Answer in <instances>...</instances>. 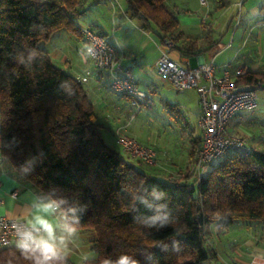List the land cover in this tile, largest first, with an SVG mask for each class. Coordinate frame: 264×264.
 Wrapping results in <instances>:
<instances>
[{"label": "trees", "instance_id": "16d2710c", "mask_svg": "<svg viewBox=\"0 0 264 264\" xmlns=\"http://www.w3.org/2000/svg\"><path fill=\"white\" fill-rule=\"evenodd\" d=\"M81 4L0 0V158L47 202L75 209L68 215L80 222L78 231H92L97 258L80 264L125 254L139 264H199L208 258L203 242L212 223L225 231L238 221L264 222V151H228L192 185L153 176L109 146L82 83L40 47L57 31L79 32ZM126 4L130 16L145 29L155 25L161 39L174 44L182 37L164 0ZM240 80L262 87L264 74L246 72ZM160 205L168 223L145 227L141 221ZM0 264L32 261L7 248L0 250Z\"/></svg>", "mask_w": 264, "mask_h": 264}, {"label": "crops", "instance_id": "0c3cea01", "mask_svg": "<svg viewBox=\"0 0 264 264\" xmlns=\"http://www.w3.org/2000/svg\"><path fill=\"white\" fill-rule=\"evenodd\" d=\"M237 1L232 0V6H236ZM245 2L249 3L250 0H243L241 7ZM213 3L214 14L215 12L218 14L227 6L225 0H213ZM164 4L176 17L178 29L182 34L180 39L172 43L173 47L170 50L177 54L173 61L188 64L191 68L213 63L218 73L223 68H228L230 71L243 68L251 74H264V0H255L249 5L244 16L236 24L231 23L232 19L227 22L218 39L211 33L213 26L217 25V20L211 15L210 9L202 16H197L190 9L187 0H164ZM200 6L206 7V1ZM80 8L82 15L75 20V27L79 29V32L60 30L46 42L50 49L45 50L51 61L59 69L75 78L86 77L82 85L93 105L96 121L101 125L102 137L109 146L121 154L114 131L126 124L128 136L139 142L143 141L142 144L153 147L158 154V165L146 166L149 169V171L146 170L147 173L168 179L169 177L180 178L181 182L194 185L199 175L194 167L193 156L201 145V133L197 126L200 106L195 91L176 90L172 87L175 92L173 101L167 99L161 101L165 106L161 109H166L174 115L176 127L180 128L181 134L187 138L182 151L179 150L178 139L182 140L183 136L174 139L176 142H173L163 136L161 129L158 130L156 126L155 135L151 134L150 125L155 123L156 116L150 95H154L158 87L148 76L144 62H147V52L151 45L155 47L154 64L164 52L163 46H159L149 34L152 26H156L151 24L150 28H143V22L138 18H132L127 12L126 0H82ZM84 27L102 36L120 52V65L124 69L131 70L138 89L151 100L150 104L141 107L130 123H128V117L134 111L128 98L123 101L121 96L110 90L106 74L96 70L85 54V39L80 31ZM229 29L232 30L229 43L220 49L221 37ZM159 34L158 29L155 35L161 43L165 44V40L161 39ZM189 46L194 49L193 54L187 53ZM223 49L224 51L231 49V60L218 61ZM55 60L57 63H54ZM74 64L80 67L79 71ZM238 83L241 86L246 85L241 80ZM227 132L247 139L245 151H264V109L257 106L254 112L239 113L227 125ZM43 203L47 201L38 191L28 182L16 179L0 158V217L15 218L27 223L37 211V206ZM82 233L83 231H78L70 238L61 254L73 263L87 260V252L93 251L90 244L88 245L82 239ZM252 236L254 235L245 238L240 245L236 246L238 259L235 264H247L253 256H264V239L260 237V241H253Z\"/></svg>", "mask_w": 264, "mask_h": 264}, {"label": "built area", "instance_id": "2783aa9c", "mask_svg": "<svg viewBox=\"0 0 264 264\" xmlns=\"http://www.w3.org/2000/svg\"><path fill=\"white\" fill-rule=\"evenodd\" d=\"M199 2L201 5L205 4V0H199ZM242 2L243 0H238L236 6L240 8ZM80 31L85 39V54L94 68L106 74L109 88L113 93L128 98L134 111L128 117V123H130L143 105L151 103L150 98L138 89L131 70L124 69L120 65L121 54L112 44L88 27ZM165 44L168 48L173 47L169 40H165ZM155 69L174 89H191L198 97L200 115L197 126L201 133V145L196 158L198 172L228 151L245 148L244 140L227 132V125L234 117L239 113L254 112L258 106L256 89L260 88L259 85L241 86L238 83L246 74L243 68L234 71L223 68L220 73L213 63L191 68L188 64L173 61L167 53L162 52L156 61ZM76 80L84 83L86 77L78 76ZM126 127L127 125L124 124L114 133L123 155L131 160L155 167L157 165L156 150L128 136ZM26 225L25 221L19 219L0 217V250L17 248L15 244L17 229ZM247 264H264V256H253Z\"/></svg>", "mask_w": 264, "mask_h": 264}, {"label": "rangeland", "instance_id": "374dc122", "mask_svg": "<svg viewBox=\"0 0 264 264\" xmlns=\"http://www.w3.org/2000/svg\"><path fill=\"white\" fill-rule=\"evenodd\" d=\"M205 1L207 3V6L202 7L199 4V0H187L190 6V9L193 11L194 15L202 16L206 11L208 12L210 9L212 13L211 15H213L214 19L216 18L215 20H217L216 21L217 25L213 26L211 33L213 37H216L218 39L219 35L223 32L227 22H229L232 19L231 23L233 25L236 24L241 19V17L244 16L249 5L253 4L255 0H250L249 3L245 2L242 7L240 6V8L238 6H232V0H225V2L227 3L226 4L227 6L224 9L220 10L221 12H219L218 14L216 12L215 14L213 13L214 12L213 0H205ZM214 19L212 21H214ZM156 31L158 32V29L152 26V29L149 30L150 36L158 42L159 46H163L164 52L167 53L171 59H175L177 56L176 52L170 50L171 48H168L167 45L159 41V39L155 35ZM231 31L232 30L229 29L227 32H225L222 35L221 43L219 47L220 49L224 48V46L229 43ZM40 47L45 48V49L46 48L50 49L49 44H46V43H41ZM154 51H155V47L154 45H151L147 52L148 53L147 62H144V66H145L148 76L153 81V83L158 87L157 92L154 95H150L153 100L154 112L156 116L154 117L155 123L153 125L152 124L150 125L151 134L155 135L156 131L154 129L156 126L158 130L161 129V131L163 132V136L168 137L173 142H176L174 139H177L183 136L181 134L180 128L176 127L174 115L169 113L166 109L164 110L161 109L162 106H164L162 105L163 103H161V101L166 100V99L173 101V98H174L173 95L175 94V92H174V89H172V86H170L169 83L164 81L162 77L159 76L158 73L156 72L155 64L153 61ZM222 52L218 58V61H223V59L229 61L232 59L231 49H227L225 51L223 49ZM54 63H57L56 60ZM74 66L76 67V64H74ZM76 68H78V66ZM79 68L76 70L79 71L80 70ZM256 94H257L258 106L264 109V88L262 87L257 88ZM121 98L123 101L126 100V97L124 96H121ZM233 136L241 138L242 140L245 141V143H247L246 138L236 136V135H233ZM178 142L180 145L179 150L182 151V149L184 148L187 142V138L183 136V139L182 140L178 139ZM139 143L142 144L143 141H140ZM179 145H178V148H179ZM199 149H200V146L197 148L196 152L194 153V157H193L194 159L193 163H194V167L196 168V170H197L196 158H197V152ZM121 155L123 156L122 150H121ZM216 163H217V159H215L212 163H210L206 169L204 168L201 171V173L204 174L205 172H208L211 169V167L215 165ZM157 165H158V154H157ZM137 166L141 170H144V171L146 170L149 171L147 167H150L147 165H143V163L141 164L137 163ZM197 172H196V176H197ZM158 178L161 179L164 177L160 176ZM196 180H197V177H196ZM251 235H254L252 236L253 241H260L261 240L260 237L264 239V222L238 221V222L233 223L225 231H221L217 223H212L206 229V239L203 242V249H204V252L207 254L208 258L207 260L200 262L199 264H235L236 259H238V256L236 254L237 252L235 250L236 246L240 245L242 243V240H244L245 238ZM81 236L83 237L82 239L84 240V242H86L87 244L88 243L90 244L89 241L92 239L93 233L92 231L87 230V231H83ZM87 255H88L87 258L89 260H95L97 258V254L94 250L88 251ZM75 264H80V262L75 261Z\"/></svg>", "mask_w": 264, "mask_h": 264}, {"label": "clouds", "instance_id": "9594fccd", "mask_svg": "<svg viewBox=\"0 0 264 264\" xmlns=\"http://www.w3.org/2000/svg\"><path fill=\"white\" fill-rule=\"evenodd\" d=\"M133 199L137 200L138 197ZM61 203L63 201L52 200L38 205L26 227L17 229L16 247L25 259L32 261V264H63L61 259L63 249L69 239L78 233L80 222L70 219L68 215V212H74L75 209L65 211L61 209ZM163 207L156 206L155 214L146 216L141 223L145 227H164L168 220L161 215ZM56 213L58 215H54ZM103 264H139V261L125 254L120 255L115 261L105 259Z\"/></svg>", "mask_w": 264, "mask_h": 264}, {"label": "water", "instance_id": "95a60500", "mask_svg": "<svg viewBox=\"0 0 264 264\" xmlns=\"http://www.w3.org/2000/svg\"><path fill=\"white\" fill-rule=\"evenodd\" d=\"M262 88H264V85H262Z\"/></svg>", "mask_w": 264, "mask_h": 264}]
</instances>
